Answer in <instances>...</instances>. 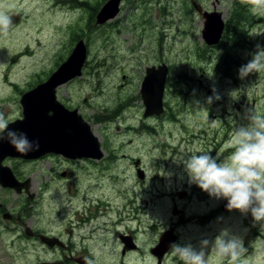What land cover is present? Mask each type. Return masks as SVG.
<instances>
[{
	"label": "rangeland",
	"instance_id": "obj_1",
	"mask_svg": "<svg viewBox=\"0 0 264 264\" xmlns=\"http://www.w3.org/2000/svg\"><path fill=\"white\" fill-rule=\"evenodd\" d=\"M107 1L0 0V13L10 18L21 15L20 21L0 30V113L10 118L9 124L21 119L22 96L46 81L83 40L87 46L83 76L60 87L58 99L70 106L78 104L101 143L112 154L140 159L147 176L138 182L134 168L121 162L105 171V202L110 205L105 211V250H117L116 232L133 229L144 248L140 264H154L146 251L176 218L172 208L176 202L187 217L181 246L191 244L199 249L201 241L208 240L211 264H264V221H255L250 212L222 210L227 201L216 200L191 184L182 163L192 152L227 155L229 137L235 127L247 123V111L255 109L264 116V71L243 79L239 76L236 83L222 80L215 67L223 51L210 48L203 40L205 19L195 4L203 11L221 13L226 22L234 0H123L119 15L99 27L97 16ZM247 7L253 16L246 26L253 45L252 50L241 52V59L248 63L258 48H264V11L253 13L249 4ZM161 60L168 62L173 72L165 101L169 116L156 120L144 117L140 93L145 70ZM189 79L191 85H187ZM199 80L212 86L210 95L201 89ZM116 110L124 113L118 116L119 121ZM210 115L221 119L211 124ZM133 127L137 129L131 130ZM50 165L59 173L69 169L61 158L26 169L31 176L46 172L45 221L57 226L74 212L89 215L83 204L90 205V198L95 203L101 200L102 179L77 172L68 185L58 177L50 183ZM40 180L35 176L33 185L37 187ZM193 188L196 193L185 197L183 191ZM75 195L81 198L76 211L72 206ZM94 211L91 207V213ZM108 218H118L120 223L112 224ZM95 226V234L101 236L100 222ZM225 230L244 247L234 260L212 251L216 237ZM94 249L102 250L101 242ZM15 250L0 239V264H24ZM164 264L182 262L172 253Z\"/></svg>",
	"mask_w": 264,
	"mask_h": 264
},
{
	"label": "flooded vegetation",
	"instance_id": "obj_2",
	"mask_svg": "<svg viewBox=\"0 0 264 264\" xmlns=\"http://www.w3.org/2000/svg\"><path fill=\"white\" fill-rule=\"evenodd\" d=\"M100 26L102 25H99V27ZM211 47L218 48V45L210 46V48ZM226 62L227 61L224 59H220V62L216 65L217 67H215L216 74H218L222 80L236 83L239 81L240 68L238 67L247 64V62L238 65ZM163 66H165L168 71L163 97L164 110L159 116H149L150 118H155L156 120L166 117L167 114L169 116L168 103L165 101L168 93V86H171L169 78L172 75L173 68L168 64V62L165 63L164 60L148 67H155L156 69H159ZM84 69L85 68H83V71ZM147 69L145 70L144 78L146 77ZM78 80L80 79L76 78L69 83H76ZM44 82L45 81L40 82V84ZM198 83L205 93L208 95L211 94V89H213L212 86L209 87V85L204 84L201 80H199ZM191 84V79H189L187 85ZM140 98L142 99V96ZM61 103L63 102L61 101ZM63 104L69 110H78L81 114L78 104L75 107L70 106L69 103L66 102ZM235 105L237 106V110L241 109V106L239 107L238 103ZM181 109L183 110L184 106H182ZM145 111L146 107L144 109V117ZM115 112H117L116 117L124 116V113L119 110H116ZM170 117L173 119V114H170ZM220 119L221 118L216 115L209 116V122L211 124H214ZM119 120L120 117L116 119V121ZM103 123L108 125L106 121ZM136 129L137 128L133 127L131 130ZM101 151L103 154L100 158L96 159L88 157L70 159L63 155L52 153L43 155L38 159L31 160L19 157H6L3 159L1 164L11 170V175L14 179V186H3L0 183V239L4 241V244L8 245L10 249L15 248L16 254L22 255L24 264H140L141 251L144 248L138 235L133 229L116 232L114 241L118 245L117 250H105V220H107L108 216L105 211H107V208L110 207L107 201L105 202V171L115 167L114 164L116 162L129 163L137 173V177L139 179L138 182H141L147 179L145 170L142 168L143 166L140 159L133 158L129 155L117 156L112 154L113 152L108 150L105 143H101ZM51 158H61L69 165V169H63L62 172L59 173L54 170L52 165L48 166L50 171L47 172V174L50 183H53L58 177L60 180L65 181L68 185V182L71 179H75L77 172H86V177L94 176V174H96L103 182L101 200L95 203V200H91L90 198V205L87 206L86 203L83 204L85 205L84 211H89V215L82 217L79 216L78 213L74 212L73 217L68 220H64L61 224L57 225L59 227L45 221L44 218L45 191L47 190V182H45L46 172L44 170H40L39 173L37 172L36 175L33 174L31 176V173L26 171L27 166L35 163L38 164L39 167H42L43 163H46V161ZM139 171L143 172V179L139 177ZM35 176H39L41 178L37 187L33 185V179L35 180ZM75 189L79 191V182L75 184ZM84 191L86 194L89 193L87 190ZM196 191V188H193L190 192L184 190L183 193L186 197L187 193H190L191 195L192 193L195 194ZM75 196L77 197V195ZM79 200L81 201V198L79 199L77 197L75 203L73 202L74 204L72 206L75 211L80 210L77 206ZM91 207L94 208V213H91ZM172 208L173 215L175 209L179 211L178 214L174 215L176 218H174V220L161 231L158 240L154 242L152 246L150 245L148 251H146V253L154 259V264H164L166 258L172 254V247L162 256L161 259L152 253L153 249L156 248V245L159 243L164 234L168 233L171 237L176 238L174 244L180 245L182 243V229L187 223V217L184 212L185 210L180 207L179 203L174 202L172 204ZM119 217H121L120 212ZM117 219L115 218V220H113V218H108L109 222L112 224L120 223ZM99 222L101 225L99 227V231L102 232L101 236L95 234L96 230H94V228H96L95 225L99 224ZM63 223L64 225H62ZM48 238L54 240L49 243L46 241ZM94 240H96V242H94ZM99 242H101L103 249H94V245ZM110 254H112V256ZM32 256L34 257L33 261Z\"/></svg>",
	"mask_w": 264,
	"mask_h": 264
},
{
	"label": "water",
	"instance_id": "obj_3",
	"mask_svg": "<svg viewBox=\"0 0 264 264\" xmlns=\"http://www.w3.org/2000/svg\"><path fill=\"white\" fill-rule=\"evenodd\" d=\"M123 0H108L101 8L97 23L103 25L115 19L120 13V6ZM198 12L205 19L203 40L209 46L218 45L224 33L226 22L222 14L214 11H203L198 5ZM21 15L12 16L11 21L17 23ZM87 60V46L83 40H79L67 60L59 66L50 77L44 82L25 93L20 104L22 107V118L9 124L10 129L27 134L29 140L39 141L38 151H31L27 154L18 152L6 140L0 144V183L3 186L13 187L11 170L1 163L6 157L23 158L26 160L38 159L43 155L52 153L63 155L70 159L82 157L100 158V139L95 135L89 122H87L78 110H69L57 96L60 87L72 80L82 77L83 68ZM167 68H148L146 77L142 82L141 96L146 107L145 117L161 115L163 113V97L167 82ZM141 179L144 178L142 171L138 173ZM13 185V186H11ZM222 210H228L226 205ZM174 210V214H177ZM175 239L168 233L164 234L158 246L152 253L162 256L172 247ZM54 239L48 238L47 242Z\"/></svg>",
	"mask_w": 264,
	"mask_h": 264
},
{
	"label": "clouds",
	"instance_id": "obj_4",
	"mask_svg": "<svg viewBox=\"0 0 264 264\" xmlns=\"http://www.w3.org/2000/svg\"><path fill=\"white\" fill-rule=\"evenodd\" d=\"M251 11H264V0H244ZM12 21L0 13V30H7ZM264 71V48H258L253 58L239 69L241 79L255 72ZM212 98H209L211 102ZM247 121L235 127L229 137L230 149L227 155L217 152H192L183 159L184 170L189 182L199 186L216 200H226L229 211L242 214L249 212L257 222L264 221V116L255 109L247 111ZM9 119L0 113V144L5 140L18 152L27 154L38 151L39 141L29 140L26 133L12 130ZM208 240H202L199 249L191 244L172 245V253L182 264H211L206 252ZM212 251L218 257L236 259L244 247L238 237H232L225 230L216 237Z\"/></svg>",
	"mask_w": 264,
	"mask_h": 264
},
{
	"label": "trees",
	"instance_id": "obj_5",
	"mask_svg": "<svg viewBox=\"0 0 264 264\" xmlns=\"http://www.w3.org/2000/svg\"><path fill=\"white\" fill-rule=\"evenodd\" d=\"M252 20L253 16L250 14L247 4L240 0H234L229 19L226 21L223 36L218 44V48L223 51L222 59L236 65L245 62V60L241 59V52L252 50L253 43L246 28L247 23H250ZM261 21L264 23V19ZM172 86L174 88V84Z\"/></svg>",
	"mask_w": 264,
	"mask_h": 264
}]
</instances>
